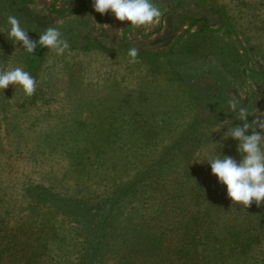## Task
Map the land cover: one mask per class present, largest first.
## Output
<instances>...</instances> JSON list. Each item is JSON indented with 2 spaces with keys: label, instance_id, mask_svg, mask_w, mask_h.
Here are the masks:
<instances>
[{
  "label": "rangeland",
  "instance_id": "374dc122",
  "mask_svg": "<svg viewBox=\"0 0 264 264\" xmlns=\"http://www.w3.org/2000/svg\"><path fill=\"white\" fill-rule=\"evenodd\" d=\"M153 3L163 15L135 27L110 10L96 12L93 0H0V66H22L37 81L31 97L20 85L0 90V214L9 225L29 221L42 234H56L41 264L85 262L101 216L113 221L112 246L126 250L138 240L135 250L151 244L157 200L149 197L142 208L120 195L112 206L119 196L111 192L148 174L158 165L155 159L164 158V147L175 142L184 143L181 159L160 174L163 186L185 167L201 169L219 151L239 161L241 156L227 154L237 151L238 141L224 137L241 122L229 99L238 108L250 105L249 123L264 120V0ZM53 6L84 9L59 13ZM9 15L34 41L46 28L58 27L69 48L62 55L46 48L35 72L29 71L25 49L7 36ZM190 16L206 17L213 29L228 17L235 35L220 30L205 38L194 31L198 26L186 32ZM181 34L172 60L130 63L124 48L167 51ZM196 43L201 46L193 52L189 47ZM199 214L198 251L195 241L185 257L171 256V263L164 254L160 264H264V208L255 202L244 208L227 195ZM120 252L107 253L98 264H115Z\"/></svg>",
  "mask_w": 264,
  "mask_h": 264
},
{
  "label": "trees",
  "instance_id": "16d2710c",
  "mask_svg": "<svg viewBox=\"0 0 264 264\" xmlns=\"http://www.w3.org/2000/svg\"><path fill=\"white\" fill-rule=\"evenodd\" d=\"M52 9L59 13H63L78 12L84 8L78 6L57 10L53 6ZM99 15L100 14H98V17L100 18ZM129 26H132L130 21ZM194 26H198L197 30L194 31L198 34L200 33L205 38H209L208 36L210 33L212 34L210 37L213 38L214 33L220 30H223V32L227 34L235 35L234 28L228 17H225L219 26L213 29L206 17L190 16L186 32L190 31ZM182 35L183 34L179 36L175 41V44L167 51L138 50L137 57L146 59L152 63H155L161 58H169L172 60L173 56H175V45L181 42ZM35 41H38V39ZM200 46L201 44L196 43V45L190 46L189 48L194 52L198 50ZM124 48L127 52L132 49L127 44H125ZM45 50L46 47L40 45H37L36 50L32 53L25 50V59L28 62L29 71L35 72ZM184 58L187 60L190 56L186 55ZM246 70L247 67L243 66L242 73ZM259 72H264V69ZM245 109L250 113L248 117L249 120L252 117L250 105H247ZM239 124L242 125L243 121ZM249 134H251L250 130ZM142 142L144 145L149 144V141L146 140H142ZM183 146V142H175L167 145L164 147V158H156L155 163L157 161L158 165L152 167L148 174L133 178L131 183L124 188L116 189L111 192L112 194L116 193L115 195L119 196L118 200L112 203V206L119 201L120 195H122V197H129L127 200H130L131 202L136 199L142 208H144L146 202L149 201V197L157 200L158 210L154 216V220H156L153 221L154 224H152V227H157V230L151 227L154 230L155 240L151 244L143 245L141 243V247L135 250L133 247H138L137 244L140 243L138 240H133L127 244L126 250L121 248L120 244H117V247H115L116 245L112 246L116 244V242L113 244V241H111L116 239V235L112 234L110 236V232L113 228V221L108 216L103 218L101 216L99 224L100 232H98L96 240H91V242L94 241L95 243L93 244V250L91 253L87 254V259L85 257V262L82 261V264H98L100 258L105 259L107 253H112V256H114L116 252L118 253L120 251L118 261L115 264H160L161 258L164 254L170 256V258L171 256L178 255L180 257H185L188 252H191V250H194L196 247L195 241L197 244L196 251H198L199 242L198 239L194 238L196 237L194 230L197 219L201 220L199 211L204 208L206 209L208 205L216 203L218 198H226L227 187L226 185L221 184L215 175H212L211 167L207 161L202 163L201 169H199L198 166L195 168L185 167L181 175H172L168 178V186L161 185L163 178L159 181V177H161L160 174L165 172L167 165L171 166L174 163L179 162ZM228 153H234L233 155H236L237 159L240 157V153L237 151L227 152V154ZM216 155H223L222 151L217 152V154L213 156ZM150 184H152V187L148 189L147 186ZM145 190L150 191L145 194ZM32 194L39 197V200L48 199L47 194L43 191H32ZM111 207L108 206L107 208ZM257 207L264 208V202ZM194 208H197L195 214L190 212V209ZM191 219L194 220V223L192 227H189ZM180 228H188L191 233H189V230L187 229L182 231ZM177 231H181L182 234L180 232L176 235ZM50 235L51 233L42 234L39 232V229L35 228L29 221H23L16 225H9L4 222V218L0 214V264H41V262H44L49 258L50 238L56 236L54 232L52 233V236ZM199 241L202 245H205L206 243L205 240ZM186 260H190V258L186 257ZM172 262H175V260L171 258V263Z\"/></svg>",
  "mask_w": 264,
  "mask_h": 264
},
{
  "label": "clouds",
  "instance_id": "9594fccd",
  "mask_svg": "<svg viewBox=\"0 0 264 264\" xmlns=\"http://www.w3.org/2000/svg\"><path fill=\"white\" fill-rule=\"evenodd\" d=\"M93 8L100 14L109 10L119 21H130L132 26L141 27L152 24L163 13L153 3V0H93ZM10 26L7 36L13 43H20L29 53L36 50L37 45L52 49L57 55L64 54L69 48L68 41L63 37L58 27H48L40 35L38 41L32 40L19 21L13 15L7 17ZM138 49L129 50L130 63L138 62ZM10 84L20 85L25 95L31 97L37 88L36 79L22 66L5 69L0 66V90ZM236 119L243 124H236L224 134L238 141L237 151L241 159L237 161L229 155L207 156L204 161L211 167V172L218 181L226 185L227 195L233 203H239L244 208L250 207L253 202L260 206L264 202V120L256 119L248 122L250 113L243 107L238 108L235 98L227 101ZM260 131H257L256 129ZM251 130V134H249Z\"/></svg>",
  "mask_w": 264,
  "mask_h": 264
}]
</instances>
